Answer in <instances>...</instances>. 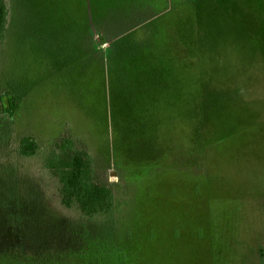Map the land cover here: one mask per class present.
Wrapping results in <instances>:
<instances>
[{
    "label": "rangeland",
    "instance_id": "374dc122",
    "mask_svg": "<svg viewBox=\"0 0 264 264\" xmlns=\"http://www.w3.org/2000/svg\"><path fill=\"white\" fill-rule=\"evenodd\" d=\"M20 1L0 44V93L20 100L0 113V168L79 220L44 167L69 136L112 187L123 264H264V0Z\"/></svg>",
    "mask_w": 264,
    "mask_h": 264
},
{
    "label": "trees",
    "instance_id": "16d2710c",
    "mask_svg": "<svg viewBox=\"0 0 264 264\" xmlns=\"http://www.w3.org/2000/svg\"><path fill=\"white\" fill-rule=\"evenodd\" d=\"M20 4V0H0L1 46L8 40L10 20L12 17L16 22ZM96 32L91 24L89 50H96L106 41L102 37L94 39ZM19 101L14 93L2 91L0 113L13 117L19 110ZM36 149L33 139L21 138L18 148L21 157L34 156ZM44 167L59 186L61 205L76 207L81 218L72 220L57 215L48 206L41 188L30 184L14 168L8 171L3 166L0 264H123L121 249L114 241L113 190L98 178L90 153L64 135L45 156Z\"/></svg>",
    "mask_w": 264,
    "mask_h": 264
}]
</instances>
